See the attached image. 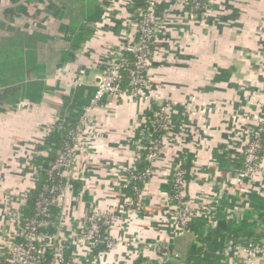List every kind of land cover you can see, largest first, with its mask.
Here are the masks:
<instances>
[{
    "label": "crops",
    "instance_id": "0c3cea01",
    "mask_svg": "<svg viewBox=\"0 0 264 264\" xmlns=\"http://www.w3.org/2000/svg\"><path fill=\"white\" fill-rule=\"evenodd\" d=\"M133 1L0 0V46L13 29L47 34L43 49L55 51L67 46L62 25L82 24L91 32L79 47H69V62L47 73L48 89L40 103L23 99L16 108L0 112V184L4 185H0V262L5 260L6 235L15 230L2 201L13 198L11 182L16 181L17 194L22 195L25 185L29 191L35 181H29L22 162L21 171L13 175L6 155L13 150L24 154L27 138L45 139L68 116L81 121L96 93L98 76L118 63L121 42L131 34ZM89 10L101 15L89 19ZM163 13L167 17L153 42L148 69L151 87L147 91L152 97L142 101L128 94H110L91 109L83 149L75 160V183L57 212L67 234L79 232L93 209L113 214L107 234L115 244L90 258L91 248L63 240L66 258L70 251L73 260L84 264H135L140 257L158 259L163 247L181 255L197 243L192 230L175 236L177 221L169 193L161 188L178 165L190 175L187 192L194 202L193 219L216 199L230 204L229 214L239 219L254 192L264 196V155L259 170L237 182L239 157L249 141L245 115L264 120V0H210L202 20L192 17L188 5L162 0L155 8L156 18H163ZM49 48H41L46 57ZM161 104L172 106L171 127L153 165L154 174L137 196L140 206L133 207L126 185L150 132L142 124L153 105ZM41 151V155L48 152ZM23 207L21 203L15 209ZM216 212L210 209L208 229L217 224ZM225 253L229 256L228 249ZM234 263L229 256L222 264ZM251 264H264V259Z\"/></svg>",
    "mask_w": 264,
    "mask_h": 264
},
{
    "label": "trees",
    "instance_id": "16d2710c",
    "mask_svg": "<svg viewBox=\"0 0 264 264\" xmlns=\"http://www.w3.org/2000/svg\"><path fill=\"white\" fill-rule=\"evenodd\" d=\"M16 1V0H14ZM88 3H93V0H87ZM191 4L189 8L191 10ZM209 4V0H201V10L198 13L197 19L202 20L207 13L206 6ZM148 3L146 0H134L133 10L139 8H146ZM89 19L94 15L97 18L101 13H95L88 11ZM91 15V16H90ZM61 29L65 32V41L67 46L58 51L45 46L44 49H48V52L44 56V44H47L49 39L47 34L35 32L33 34L19 32L15 29L11 30L10 37H7L1 41L0 46V112L5 111L7 108H16L17 104L26 99L31 102L40 103L43 100V93L48 89L45 84L47 73L49 74L55 68H60L65 63L72 59V54L69 52V47L74 49L88 38V34L91 32L85 25L69 26L62 25ZM134 37L136 34L133 35ZM70 44V46H69ZM41 48L43 51L41 52ZM151 55L153 51V43L150 46ZM40 52V53H39ZM41 60H39V57ZM124 58L127 61L126 67L121 70L122 79L121 86L124 90L130 89L129 86V71L128 68L134 66L135 56L132 53L125 52ZM56 64V65H55ZM55 65V66H54ZM219 79V78H218ZM89 100V99H88ZM65 104L69 108V97L65 98ZM66 107V105H65ZM79 108L76 105V108ZM160 107L153 105V110L150 111L142 126L144 129H148L152 133L150 139L151 142L156 140H163V135L166 133L161 128L156 126L157 112ZM64 110V108H63ZM80 122L78 120L69 119V116L64 122L61 120L52 127L51 131L45 137L43 145H39L37 149H47L46 155L34 153L32 156V164L35 168L34 186L28 191L25 198L24 207L21 209L20 218L21 223H25L28 219L34 218L37 215V202L41 198L52 199L58 194L56 189L58 186H64L69 183V179L61 176V171H55L51 176L49 174L52 165L58 157V152L63 151L66 145L71 141L69 131L76 130ZM249 128H255L254 125H250ZM262 139L264 141V133H262ZM145 149L142 152L141 161L139 162L137 169L139 173L146 172L151 167V163L146 160V154L148 152L147 147L151 144L144 138ZM50 148V149H49ZM264 155V142L259 156ZM241 161V169L245 168L246 154L245 150L239 157ZM238 159V160H239ZM182 167V166H181ZM183 168V167H182ZM185 171L186 169L183 168ZM174 173L175 168L172 170L169 180L162 185V189L168 191V195H172L174 192ZM186 177L189 181L190 175L186 171ZM72 187L74 186V179L70 181ZM144 179L130 180L126 186L128 194L131 196L134 203L137 201V189L143 190ZM250 206L246 209L243 216L239 219L229 214L227 209L230 204L226 201L219 200L217 203L213 202L217 212L214 220L217 222L214 228L208 229L211 219L205 215H201L196 219H193L187 228L192 230L196 236L197 243L191 245V247L182 253L176 260H166L159 253L158 259H147L140 257L135 264H222L229 256L233 257L234 252H229V256L226 255V249L229 244L235 245H248V244H260L264 245V196L258 192H254L251 196ZM135 207V204L133 205ZM58 206H51V213L57 216ZM107 226H102L103 237H108ZM45 232H54L55 227L49 226L42 228ZM20 242L23 239H18ZM203 244V245H202ZM109 248L105 242L91 248V257L93 258L100 252L106 251ZM4 258L8 256V250L5 248ZM171 252L176 253L174 250ZM67 259L72 260L71 253L66 255ZM47 261L53 260V254L51 250L47 251L45 256ZM4 260H2L3 262Z\"/></svg>",
    "mask_w": 264,
    "mask_h": 264
},
{
    "label": "built area",
    "instance_id": "2783aa9c",
    "mask_svg": "<svg viewBox=\"0 0 264 264\" xmlns=\"http://www.w3.org/2000/svg\"><path fill=\"white\" fill-rule=\"evenodd\" d=\"M148 6L146 8H139L132 10L131 17L129 19L128 28L131 34L125 37L120 45L119 61L112 68L99 75V81L97 83V90L93 97L91 104L86 107V112L80 121V124L76 130L69 131L71 141L66 145L63 151L58 152V157L49 174L52 176L55 171H61V176L68 178L69 183L64 186H58V194L52 197V199L41 198L37 202V215L34 218L28 219L25 223H21V218L17 222V231L13 235L10 244L6 247L8 250V256L0 264H84L82 261L69 260L65 257L64 248L61 244L62 240H69L73 243H81L89 248H92L99 243L105 242L108 248L113 247L115 239L110 235L103 237L102 226L110 227L114 221V215L100 213L94 209L90 211L87 216L85 225L77 233L67 234L65 230L63 217L61 221H57V216L51 213V206H58L57 202L62 198L63 201L72 190L71 180L76 176L75 160L79 153L83 149V137L87 128V124L90 121V112L99 101L106 95L115 94H128L136 99L142 101H148L152 95L148 88L151 87L148 69L150 66L151 55V43L159 35L162 29V20L157 19L154 13L156 6L162 0H146ZM180 3L189 6L191 4V15L194 18L198 17V13L201 10V0H178ZM210 6H206L207 11ZM129 52L135 56L134 66L128 68L129 71V86L130 89L124 90L121 86L123 67H126L127 61L124 58V53ZM159 111L157 112L156 126L161 128L166 133L171 127V117L169 110L172 107L168 104H161ZM255 128H249V141L245 148L246 160L245 168L240 169L237 173V182L242 181L250 176L251 170H253L256 163L260 162L261 157L259 151L263 145L262 133H264V120L255 116ZM166 133L163 135H166ZM152 133L147 132V139L151 143L147 149L146 160L151 163V167L146 172L139 173L137 167L129 172L128 182L130 180L144 179V183L148 182L154 174L153 165L158 161L163 148V140L152 141ZM39 150V149H38ZM37 154H40L38 151ZM174 193L167 197L170 207L173 209V215L177 221V228L175 236L183 234L189 223L193 220L194 216V202L189 197L187 192L188 180L186 177V171L180 166L175 167L174 173ZM126 185V186H127ZM139 197L142 195L143 190L137 189ZM219 199L214 202L217 203ZM136 204L140 206V202L134 203L131 201V205ZM210 209H215V206H211L203 215L208 218L211 217ZM20 213V212H19ZM21 215V214H20ZM54 226V232L42 231V228ZM18 239H23L19 241ZM51 250L53 254V260L47 261V251ZM228 251H233L232 259L234 264H251L256 259H264V245L260 244H248V245H235L229 244ZM162 257L166 260H176L180 257L179 253H173L168 247H163L161 250Z\"/></svg>",
    "mask_w": 264,
    "mask_h": 264
},
{
    "label": "rangeland",
    "instance_id": "374dc122",
    "mask_svg": "<svg viewBox=\"0 0 264 264\" xmlns=\"http://www.w3.org/2000/svg\"><path fill=\"white\" fill-rule=\"evenodd\" d=\"M154 13H155V10H154ZM167 13H163L162 14V16H163V18H161L162 24H164L163 20L167 17ZM161 31H162V29H161ZM161 31H160V33H161ZM150 63H151V60H150ZM150 84H151V82H150ZM255 116H256V114H247V115H245V121L248 122L250 125H255V124H253V123H255ZM43 141H44V136H41V137L32 136V137L27 138L25 140L26 144H25V152H24V154H22L21 150H20V152H17V151L13 150L12 154L6 155V162H7V165L9 166V171L11 173H13V175H15L19 171H21L20 170L21 167L19 165V162H22L23 164L25 163V167H26L25 170H26L27 178L30 176V180L29 181L32 182L33 179H34V176H35V168H34V166L32 164V156H33L34 153H38V151H40V154L44 153L43 151L37 149V147L39 145H43V143H42ZM14 149L18 150L17 147L14 148ZM14 162H16L15 163L16 165H14ZM260 167H261V163L260 162L256 163V165L254 166L253 170H251L250 175L255 173V172H257ZM12 183L15 184L16 181L11 182V185L9 187L10 189L8 188L9 189V194L13 198H11L8 202L5 201V200L2 201V204H3V208L6 207V213L5 214H6L7 218L9 219V221L11 222V225L15 226L14 227L15 230L11 234L6 235V239L4 240V242L2 244V245H5V247H7L10 244V241H11L13 235L17 231V222L19 220L20 213H19V210L15 209L16 205L19 207V205L21 206V203L25 204V202H23V201L25 200V198H26L25 195L27 196L26 193L28 191L27 190V185H25V189L23 190V193L19 192V193H22V195H19V194H17L18 186H16V184L12 185ZM1 184H3V183H1ZM1 186H4V185H1ZM18 195L20 197H18ZM15 203H17V204L15 205ZM63 203H64V201L61 198L57 202L58 208L62 207Z\"/></svg>",
    "mask_w": 264,
    "mask_h": 264
},
{
    "label": "water",
    "instance_id": "95a60500",
    "mask_svg": "<svg viewBox=\"0 0 264 264\" xmlns=\"http://www.w3.org/2000/svg\"><path fill=\"white\" fill-rule=\"evenodd\" d=\"M64 241H66V240H64ZM64 241L62 240V241H61V244H63Z\"/></svg>",
    "mask_w": 264,
    "mask_h": 264
}]
</instances>
